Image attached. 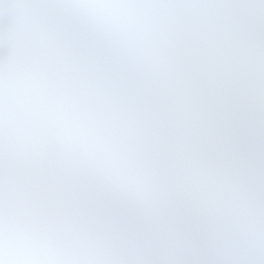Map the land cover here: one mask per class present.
<instances>
[{"label":"snow or ice","instance_id":"6c2138e0","mask_svg":"<svg viewBox=\"0 0 264 264\" xmlns=\"http://www.w3.org/2000/svg\"><path fill=\"white\" fill-rule=\"evenodd\" d=\"M0 264H264V0H0Z\"/></svg>","mask_w":264,"mask_h":264}]
</instances>
